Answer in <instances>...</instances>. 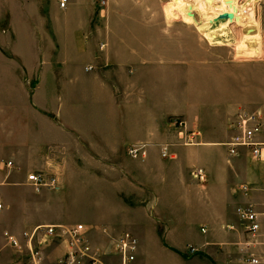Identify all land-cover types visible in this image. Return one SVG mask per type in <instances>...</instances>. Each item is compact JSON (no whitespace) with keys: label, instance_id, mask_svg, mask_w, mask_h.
<instances>
[{"label":"crops","instance_id":"0c3cea01","mask_svg":"<svg viewBox=\"0 0 264 264\" xmlns=\"http://www.w3.org/2000/svg\"><path fill=\"white\" fill-rule=\"evenodd\" d=\"M163 2L0 3V264L31 261L7 233L23 240L37 225L67 223L83 224L107 253L131 232L135 264H247L251 254L264 264V160L226 145L237 112L264 110V14L240 27L244 40L262 38L245 54ZM39 171L57 187L30 184ZM250 207L261 224L254 239L241 215ZM68 250L54 239L40 264H69Z\"/></svg>","mask_w":264,"mask_h":264},{"label":"built area","instance_id":"2783aa9c","mask_svg":"<svg viewBox=\"0 0 264 264\" xmlns=\"http://www.w3.org/2000/svg\"><path fill=\"white\" fill-rule=\"evenodd\" d=\"M238 1V0H237ZM248 0H245L247 2ZM253 2V11L249 12L254 18H258L264 9V0H251ZM100 6H105L108 0H97ZM237 2L238 4H244ZM61 8H66L69 0H59ZM216 16L211 22V25L218 26L221 22H228L229 25L242 27L236 19L229 21L230 18L220 19L219 16L224 13H232L231 10H217ZM193 15L198 18V14L193 12ZM235 15V14H234ZM237 15V14H236ZM242 22H244L242 20ZM173 125L179 130L183 137H187L186 143L194 142L195 132H188L187 123L183 118L177 117L172 120ZM231 125L238 133L226 143L230 155H237L245 151L251 157L264 160V110L250 112L242 109L237 112ZM166 148H164L165 150ZM141 147L131 146L129 152L132 156L139 155ZM165 154V151H164ZM11 164V163H10ZM192 176L199 180H204L205 174L202 168H195L192 171ZM30 184L36 188L40 187H57V179L55 177H47L42 172L30 173L27 177ZM2 205L0 204V208ZM243 220L246 222L245 231L249 239L257 237L261 224L258 221V213L253 208H247L241 213ZM10 244L16 247L20 252L28 254L31 261L29 264H40L42 260V246L52 242L54 239H62L69 245V250L66 254V259L69 264L86 262L87 264H135L138 251V241L136 237L129 231L122 232L115 240L113 250L110 256L115 258L107 260L105 256L109 253L103 252L100 249H95L87 238V231L83 224L68 225V224H40L32 230L26 231L23 234V240L12 234H6ZM188 253L194 254L197 248L194 246L188 247ZM259 259L251 254L247 260V264H259Z\"/></svg>","mask_w":264,"mask_h":264},{"label":"bare ground","instance_id":"6f19581e","mask_svg":"<svg viewBox=\"0 0 264 264\" xmlns=\"http://www.w3.org/2000/svg\"><path fill=\"white\" fill-rule=\"evenodd\" d=\"M239 1V0H238ZM237 0H176V6L180 9L182 15L185 16L187 21L192 22L194 19L193 12H198L201 18L200 31L204 34L213 35L215 33L224 35V31L228 27V22H221L218 28L211 26V22L216 16L217 10H231L233 18L229 21L236 19L242 24V29L246 27H253L257 24V19L249 14L253 11V2L248 0L244 4H238ZM235 14V15H234ZM237 14V15H236ZM242 20L244 22H242ZM213 33V34H212ZM216 35V34H215ZM218 36V35H217Z\"/></svg>","mask_w":264,"mask_h":264},{"label":"rangeland","instance_id":"374dc122","mask_svg":"<svg viewBox=\"0 0 264 264\" xmlns=\"http://www.w3.org/2000/svg\"><path fill=\"white\" fill-rule=\"evenodd\" d=\"M164 2H163V6H164V8H167V9H173V8H175V6H176V0H163ZM241 1H243L242 3H244L245 2V0H240V2ZM2 2V3H1ZM0 3H1V5H5V0H0ZM176 8L177 9H179L177 6H176ZM180 10V9H179ZM260 11H262V13L264 14V9H261ZM196 12V11H195ZM176 13H179L180 14V12L178 11V12H176ZM197 14H198V18H196L195 16H194V19H193V21L192 22H190V21H187L186 20V18H185V16L183 17H181L183 20H186V22H188V23H190V24H198V28H200V26H199V24L201 23V18H200V16H199V13L198 12H196ZM182 15V14H181ZM261 16L262 15H260L259 17V23H260V20H261ZM180 17V16H179ZM214 28H218L219 26H213ZM200 30V29H199ZM224 31H226V34H224V35H222L221 34V31H220V34H218V33H215V34H213V35H208V34H204L203 33V31H201L206 37H208V39H210V41L211 42H214V43H216V44H219V45H222V44H230L231 42H232V45L233 46H237V47H241L242 49H244L246 52H245V54H251V53H253V52H258L259 51V49H260V46H261V40H262V38H261V40H259V41H253V42H251V41H249L248 42V40H244V34H243V32L241 31V28L240 27H238V26H236V25H229L228 24V27L224 30ZM218 35V36H217ZM220 36H222V37H220ZM216 37H218V38H216ZM215 38V39H214ZM212 39H214V40H212ZM43 172L44 171H46V170H42ZM39 172H41V171H39ZM46 188H49V187H46ZM72 204V203H71ZM79 207H80V210H79V212L81 211V213H87V212H89L90 210V207L89 208H82L81 207V204L79 205ZM70 210H71V208H70ZM60 211L62 212V211H65V212H68V210L67 209H65V210H63L62 208L60 209ZM71 212H72V210L69 212V216L67 215H63V216H61L62 218H64V219H67V218H72L73 216L71 215ZM63 219V220H64ZM74 223H76V222H71V224H74ZM79 223V222H78ZM68 224V223H67ZM91 240L92 241H95V242H99V238H97V236H95V233L94 234H92V236H91ZM191 246H193V245H191ZM194 247H196V246H194ZM197 248V247H196ZM197 251H198V248H197ZM196 253V252H195ZM194 253V254H195ZM190 254V253H189Z\"/></svg>","mask_w":264,"mask_h":264},{"label":"water","instance_id":"95a60500","mask_svg":"<svg viewBox=\"0 0 264 264\" xmlns=\"http://www.w3.org/2000/svg\"><path fill=\"white\" fill-rule=\"evenodd\" d=\"M193 15V14H192ZM220 19H224V18H233V14L232 13H224V14H221L219 16Z\"/></svg>","mask_w":264,"mask_h":264}]
</instances>
